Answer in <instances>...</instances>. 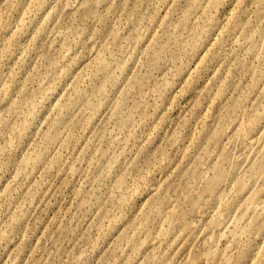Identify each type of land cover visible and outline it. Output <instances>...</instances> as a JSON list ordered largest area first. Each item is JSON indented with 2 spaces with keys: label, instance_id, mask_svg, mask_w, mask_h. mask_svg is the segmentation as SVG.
<instances>
[{
  "label": "rangeland",
  "instance_id": "1",
  "mask_svg": "<svg viewBox=\"0 0 264 264\" xmlns=\"http://www.w3.org/2000/svg\"><path fill=\"white\" fill-rule=\"evenodd\" d=\"M0 264H264V0H0Z\"/></svg>",
  "mask_w": 264,
  "mask_h": 264
},
{
  "label": "bare ground",
  "instance_id": "2",
  "mask_svg": "<svg viewBox=\"0 0 264 264\" xmlns=\"http://www.w3.org/2000/svg\"><path fill=\"white\" fill-rule=\"evenodd\" d=\"M223 197V194L221 193L220 195H219V198H222ZM254 201H255V199H251V201H250V205H254ZM234 233H235V231H233ZM232 232V233H233ZM232 235V234H231ZM230 235V236H231ZM212 243L213 242H211V244L209 245V247H208V251L206 252V255H205V257L206 258H209V257H212L213 255H215L216 253H217V251H216V248L214 247V246H212Z\"/></svg>",
  "mask_w": 264,
  "mask_h": 264
}]
</instances>
